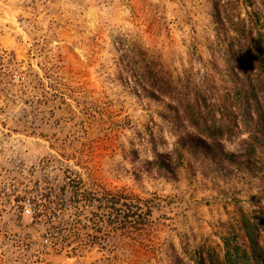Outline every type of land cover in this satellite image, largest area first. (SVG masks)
<instances>
[{
  "label": "rangeland",
  "instance_id": "1",
  "mask_svg": "<svg viewBox=\"0 0 264 264\" xmlns=\"http://www.w3.org/2000/svg\"><path fill=\"white\" fill-rule=\"evenodd\" d=\"M259 31L264 0H0V264H196L247 242ZM110 194L140 217L109 224Z\"/></svg>",
  "mask_w": 264,
  "mask_h": 264
},
{
  "label": "trees",
  "instance_id": "2",
  "mask_svg": "<svg viewBox=\"0 0 264 264\" xmlns=\"http://www.w3.org/2000/svg\"><path fill=\"white\" fill-rule=\"evenodd\" d=\"M256 41L254 52L258 67L264 75V31L258 32ZM73 181L75 182V179H70L69 184ZM66 188V186H63L64 192ZM71 190L73 193H77L79 188H72ZM50 195L53 196L52 190H49V195L46 196V199L50 200ZM55 197H58V195ZM107 198H109L107 203L109 211L108 222L112 226L113 224L126 225L128 220L136 216L140 217L139 210L144 209L141 203L128 202L116 194H110V197ZM43 206L42 212H49L52 209L50 204H44ZM145 210L146 214H151L152 212L150 208ZM241 224L247 242H240L236 238L225 237L223 239V253H219L214 248H209L205 256L201 255L198 258L196 264H264V214L253 213L250 215L243 212Z\"/></svg>",
  "mask_w": 264,
  "mask_h": 264
},
{
  "label": "built area",
  "instance_id": "3",
  "mask_svg": "<svg viewBox=\"0 0 264 264\" xmlns=\"http://www.w3.org/2000/svg\"><path fill=\"white\" fill-rule=\"evenodd\" d=\"M25 211L28 212V213L32 212L31 208H26Z\"/></svg>",
  "mask_w": 264,
  "mask_h": 264
}]
</instances>
